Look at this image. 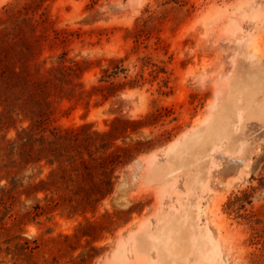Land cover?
Returning a JSON list of instances; mask_svg holds the SVG:
<instances>
[{
	"label": "rangeland",
	"instance_id": "rangeland-1",
	"mask_svg": "<svg viewBox=\"0 0 264 264\" xmlns=\"http://www.w3.org/2000/svg\"><path fill=\"white\" fill-rule=\"evenodd\" d=\"M0 264H264V0H0Z\"/></svg>",
	"mask_w": 264,
	"mask_h": 264
}]
</instances>
